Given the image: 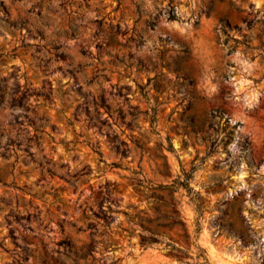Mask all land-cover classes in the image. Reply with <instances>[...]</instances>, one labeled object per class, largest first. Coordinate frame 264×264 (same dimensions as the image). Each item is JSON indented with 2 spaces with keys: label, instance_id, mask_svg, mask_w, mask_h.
Returning a JSON list of instances; mask_svg holds the SVG:
<instances>
[{
  "label": "rangeland",
  "instance_id": "1",
  "mask_svg": "<svg viewBox=\"0 0 264 264\" xmlns=\"http://www.w3.org/2000/svg\"><path fill=\"white\" fill-rule=\"evenodd\" d=\"M263 260L264 0H0V264Z\"/></svg>",
  "mask_w": 264,
  "mask_h": 264
},
{
  "label": "trees",
  "instance_id": "2",
  "mask_svg": "<svg viewBox=\"0 0 264 264\" xmlns=\"http://www.w3.org/2000/svg\"><path fill=\"white\" fill-rule=\"evenodd\" d=\"M165 186H170V185H165ZM262 264H264V260H263Z\"/></svg>",
  "mask_w": 264,
  "mask_h": 264
}]
</instances>
